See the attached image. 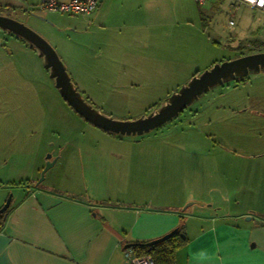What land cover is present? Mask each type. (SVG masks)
I'll return each mask as SVG.
<instances>
[{"label":"rangeland","instance_id":"374dc122","mask_svg":"<svg viewBox=\"0 0 264 264\" xmlns=\"http://www.w3.org/2000/svg\"><path fill=\"white\" fill-rule=\"evenodd\" d=\"M7 1L0 3V15L41 36L83 97L120 121L148 115L214 64L264 52V14L244 6L234 10L228 0H208L202 7L194 0H104L89 16L44 11L38 0ZM121 51L133 55L123 57ZM119 137L80 118L35 51L0 31L4 203L11 196L12 204L31 186L63 187L68 168L82 155L80 149L71 156L79 145H141L166 151V159L154 155L152 161L163 162L175 194L190 197L183 209L204 205L213 213L244 215L239 224L264 214V71L209 90L149 133ZM210 147L215 154L205 158L201 148ZM48 157L60 159L44 172ZM105 162L116 163L109 157ZM106 175L119 178L115 170Z\"/></svg>","mask_w":264,"mask_h":264},{"label":"crops","instance_id":"0c3cea01","mask_svg":"<svg viewBox=\"0 0 264 264\" xmlns=\"http://www.w3.org/2000/svg\"><path fill=\"white\" fill-rule=\"evenodd\" d=\"M80 146L63 187L31 186L11 204L0 232V264H126V245L159 239L181 225L187 241L174 264H264V214L239 224L244 215L213 213L211 206L184 210L190 197L175 194L163 162L152 161L167 158L163 148ZM210 148H201L205 158L214 156ZM112 170L119 178L107 177ZM3 203L0 196V208Z\"/></svg>","mask_w":264,"mask_h":264},{"label":"water","instance_id":"95a60500","mask_svg":"<svg viewBox=\"0 0 264 264\" xmlns=\"http://www.w3.org/2000/svg\"><path fill=\"white\" fill-rule=\"evenodd\" d=\"M0 31L24 42L28 48L35 51L42 60L43 68L48 72L49 78L53 80L62 99L80 118L104 132L118 136H141L149 133L172 121L209 90L244 78L250 73L264 71V52L240 56L233 60L214 64L211 68L192 77L186 85L172 93L164 103L148 115L135 120L120 121L101 113L85 100L71 81L66 67L54 49L41 36L23 23L4 15H0ZM55 161L56 159L52 160L51 157H48L44 172L52 167ZM42 180L43 174L39 182ZM10 204L11 196L0 208V213L7 211ZM173 233L174 231H171L147 245L152 246L161 243L170 238ZM181 237L185 238L184 236ZM130 247V245H126L124 249H130Z\"/></svg>","mask_w":264,"mask_h":264},{"label":"built area","instance_id":"2783aa9c","mask_svg":"<svg viewBox=\"0 0 264 264\" xmlns=\"http://www.w3.org/2000/svg\"><path fill=\"white\" fill-rule=\"evenodd\" d=\"M103 0H38L39 9L49 12L67 14L69 16H89ZM200 7L204 6L208 0H194ZM234 10L240 7H248L264 14V0H228ZM230 33L235 32V23L228 22ZM264 33V24L262 26ZM126 264H155L149 255L136 256L131 250H126Z\"/></svg>","mask_w":264,"mask_h":264},{"label":"trees","instance_id":"16d2710c","mask_svg":"<svg viewBox=\"0 0 264 264\" xmlns=\"http://www.w3.org/2000/svg\"><path fill=\"white\" fill-rule=\"evenodd\" d=\"M4 8L10 10L9 7H4ZM2 9H3V7H0V10H2ZM238 57H240V56H238ZM236 80L243 81V78L236 79ZM105 133L111 134L108 132H105ZM10 206H11V204H10ZM10 209L11 208L9 207L7 209V211H5L4 213H0V232L3 229L6 217H7L8 213L10 212ZM172 231H174L173 235L161 243H158V244H155L152 246L147 245L149 242L131 243V244H128L131 246L130 249H124V250L125 251L131 250L136 256L149 255L154 260L155 264H174L176 252L180 248L183 247V245L186 243L187 239L185 237L183 225L178 226L177 228H175ZM181 236H184L185 238L183 239Z\"/></svg>","mask_w":264,"mask_h":264}]
</instances>
